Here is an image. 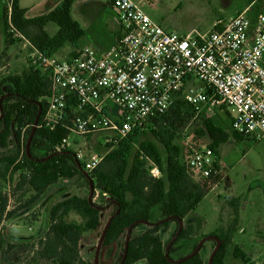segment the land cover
Instances as JSON below:
<instances>
[{"label": "trees", "instance_id": "trees-1", "mask_svg": "<svg viewBox=\"0 0 264 264\" xmlns=\"http://www.w3.org/2000/svg\"><path fill=\"white\" fill-rule=\"evenodd\" d=\"M74 3L63 0L51 12L28 18V10L20 6L19 0H13L12 26L43 55L53 57L70 46L74 49L70 57H74L86 35L72 17ZM250 11L253 16L257 14ZM50 24L59 27L54 36L46 30ZM2 30L7 47L19 43L9 32L7 11ZM50 89V80L32 67L0 80V181L9 179L13 197H17V206L8 210L9 197L0 193V264H24V260L26 264H95L82 258V242L86 234L100 232L107 206L114 211L104 236L105 229L99 234L100 264H105L102 257L106 253L117 254V264H210L213 254L211 264H227L230 257L249 263L228 235L215 233L197 241L193 225L186 224L222 176L213 175L197 183L192 180L193 172L176 144L180 128L197 114L195 107L183 99V93L175 97L167 114L150 122L147 130L134 129L116 146L104 147L105 152L111 150L96 170L86 174L73 152L56 151L69 135L75 104H69L65 122L54 130L36 128L47 113ZM79 115L85 117L86 113ZM198 118L196 136L209 139L208 146L219 161L220 147L231 136L242 141L233 133L225 108L218 109L211 118ZM217 119L223 126L217 124ZM148 160L160 170V179L150 176ZM215 168L220 172L219 163ZM71 183L80 188L79 194L66 195V186ZM96 192L102 201L107 197L105 206L93 202ZM51 200L54 202L43 214L35 235L15 236L2 228L4 221L27 216ZM171 229L174 232L166 242ZM208 245L214 246V252L206 260Z\"/></svg>", "mask_w": 264, "mask_h": 264}, {"label": "built area", "instance_id": "built-area-1", "mask_svg": "<svg viewBox=\"0 0 264 264\" xmlns=\"http://www.w3.org/2000/svg\"><path fill=\"white\" fill-rule=\"evenodd\" d=\"M5 1L9 32L31 49L30 67L51 83L47 113L36 128L54 130L75 104L69 135L56 151L73 152L86 174L111 150H88L90 137L103 134L105 147L116 146L134 129L147 130L153 119L167 114L179 93L197 116L211 118L225 108L233 133L243 141L264 138V10L253 16L246 9L209 33L182 36L146 13L144 6L157 0H110L121 29L115 44L102 52L84 47L74 57L60 58L43 55L14 29L13 0ZM185 159L200 179L220 174L218 155L209 146L190 148ZM147 169L151 177H162L149 160Z\"/></svg>", "mask_w": 264, "mask_h": 264}, {"label": "rangeland", "instance_id": "rangeland-1", "mask_svg": "<svg viewBox=\"0 0 264 264\" xmlns=\"http://www.w3.org/2000/svg\"><path fill=\"white\" fill-rule=\"evenodd\" d=\"M62 1L19 0L22 8L29 9L28 18L47 14ZM144 9L149 17L166 31L178 35L192 31L209 33L215 29L214 23L227 21L246 9L256 13L263 11L264 0H157L153 4L145 5ZM6 11V1L0 0V80L8 75L22 74L30 67L31 49L29 47H24L21 41L11 47H7L5 43L2 23ZM72 17L86 33L80 41V49L88 46L99 52L106 51L121 32L116 11L112 8L110 0H75ZM46 30L54 36L58 33L59 27L50 24ZM73 51L72 47L66 46L56 56L69 58ZM198 119L196 115L189 124L179 130L176 144L181 147L184 158L190 148L204 147L210 143L209 139L196 136L195 121ZM216 122L223 126L220 119ZM224 129L228 131L226 127ZM93 138V141L88 140V150L90 148L102 154V149L105 147V135L97 134ZM220 154L223 164L222 168L220 163V175L222 177L225 175V179L209 192L196 211L187 219L186 224L193 225L195 230L193 237L197 238V241L202 236L215 233L220 235L223 230L232 231L234 227H244L246 232L239 235L240 238L237 236L239 239L234 244L240 246L246 254L249 261L247 264H264V240L263 242L251 240L252 237H264V234L257 233L260 227L264 228V225L262 226L264 224V138L247 142L231 136L229 141L220 147ZM199 179L200 177L193 172L192 180L197 183ZM66 187L68 188L67 196L80 193V188L75 183ZM12 188L9 179L0 181V193L9 197L8 210L17 206V197H13ZM53 202L54 200L48 201L44 207L40 204L27 216L13 221H4L1 226L15 236H33L41 227L43 214L48 212ZM93 202L99 206H105L107 197L102 201L99 192H96ZM113 211L112 207L107 206L103 213L100 232L84 236L81 248V256L84 260L100 264L99 234L106 228ZM33 216H37L38 220L35 221ZM231 217L233 221L230 220ZM251 217H253L252 221L244 226ZM173 232L174 230L171 229L166 235V242ZM213 249V245H208L206 260L214 252ZM109 254L106 253L102 257V262L117 264V254L113 256ZM113 258L115 260H112ZM23 263L26 264V260ZM227 264L245 263L230 257Z\"/></svg>", "mask_w": 264, "mask_h": 264}, {"label": "crops", "instance_id": "crops-1", "mask_svg": "<svg viewBox=\"0 0 264 264\" xmlns=\"http://www.w3.org/2000/svg\"><path fill=\"white\" fill-rule=\"evenodd\" d=\"M25 9H27V8H25ZM28 10V13H29V9H27ZM28 13H27V15H28ZM214 25H216L215 23H214ZM190 32H186V33H184V34H181L182 36H185V35H187V34H189ZM120 35V33L116 36V38H115V40H114V42H113V44L111 45V47L115 44V42H116V40H117V38H118V36ZM24 44V43H23ZM11 47V46H10ZM86 47H88V46H86ZM110 47V48H111ZM110 48H108V49H106V50H109ZM104 51V50H103ZM94 136H92V137H90L89 139H90V141H93L94 140V138H93ZM102 152L104 153L105 152V148H103L102 149ZM220 153V152H219ZM220 163H221V166H222V168H223V164H222V156H221V154H220ZM219 163V164H220ZM225 179V175H223V177H222V181ZM221 181V182H222ZM220 182V183H221ZM217 187V186H216ZM209 194V193H208ZM207 194V195H208ZM207 197V196H206ZM205 197V198H206ZM252 219H253V217H251L249 220H247L246 221V223L244 224V226H246V225H248L251 221H252ZM230 220L231 221H233V217H231L230 218ZM264 224H262V226H263ZM262 230H264V228L262 227H260V229H258V231H257V233H259V234H264V231H262ZM246 232V229H244V227H234V229H232V231H229V230H223V231H221V235H228L231 239H232V241L233 242H235V241H237L239 238H240V236L239 235H241V234H243V233H245ZM237 236H239V238L237 237ZM251 240L252 241H262L263 242V240H264V237H261V238H251ZM261 246H263V245H261ZM254 248V247H253Z\"/></svg>", "mask_w": 264, "mask_h": 264}, {"label": "water", "instance_id": "water-1", "mask_svg": "<svg viewBox=\"0 0 264 264\" xmlns=\"http://www.w3.org/2000/svg\"><path fill=\"white\" fill-rule=\"evenodd\" d=\"M92 192H93V188H92ZM90 202H92V195H91V197H90ZM110 222H111V220L108 222V224H107V226H106V228H105V230H104L103 236H104V234H105V232H106V230H107V228H108ZM180 224L182 225L181 222H180ZM132 229H133V228H131V229L129 230V234L131 233ZM102 239H103V238H102ZM209 239H210V238L203 240V241L200 243V245H199V247L197 248V250L194 252V254L197 253V252L199 251V249L201 248V246L204 244V242H205L206 240H209ZM101 242H102V240H101ZM100 247H101V244H100ZM194 254H193V255H194ZM213 255H214V254H213ZM213 255L211 256L210 264H211V261H212ZM167 257H168V252H167Z\"/></svg>", "mask_w": 264, "mask_h": 264}]
</instances>
